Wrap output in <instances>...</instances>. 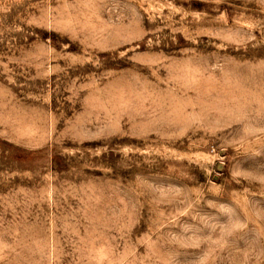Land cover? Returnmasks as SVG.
I'll return each mask as SVG.
<instances>
[{
  "label": "rangeland",
  "instance_id": "rangeland-1",
  "mask_svg": "<svg viewBox=\"0 0 264 264\" xmlns=\"http://www.w3.org/2000/svg\"><path fill=\"white\" fill-rule=\"evenodd\" d=\"M0 264H264V0H0Z\"/></svg>",
  "mask_w": 264,
  "mask_h": 264
}]
</instances>
